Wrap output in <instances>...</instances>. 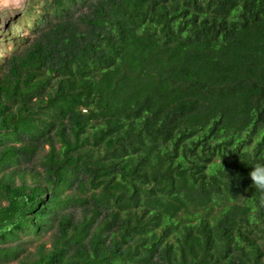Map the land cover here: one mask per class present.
I'll use <instances>...</instances> for the list:
<instances>
[{"label": "trees", "instance_id": "obj_1", "mask_svg": "<svg viewBox=\"0 0 264 264\" xmlns=\"http://www.w3.org/2000/svg\"><path fill=\"white\" fill-rule=\"evenodd\" d=\"M38 2L0 75V264H264V0Z\"/></svg>", "mask_w": 264, "mask_h": 264}, {"label": "rangeland", "instance_id": "obj_2", "mask_svg": "<svg viewBox=\"0 0 264 264\" xmlns=\"http://www.w3.org/2000/svg\"><path fill=\"white\" fill-rule=\"evenodd\" d=\"M38 3V0H0V75L6 59L31 37L32 23L40 11ZM31 6H34L33 14L30 13ZM44 241L50 247L51 235L48 234L39 243Z\"/></svg>", "mask_w": 264, "mask_h": 264}, {"label": "clouds", "instance_id": "obj_3", "mask_svg": "<svg viewBox=\"0 0 264 264\" xmlns=\"http://www.w3.org/2000/svg\"><path fill=\"white\" fill-rule=\"evenodd\" d=\"M252 186L262 194H264V164H256L249 173Z\"/></svg>", "mask_w": 264, "mask_h": 264}]
</instances>
